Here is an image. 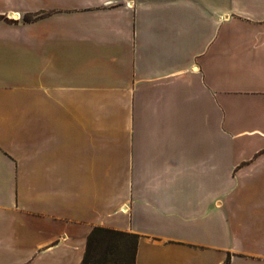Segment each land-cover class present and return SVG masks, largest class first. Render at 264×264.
<instances>
[{"label": "crops", "instance_id": "crops-1", "mask_svg": "<svg viewBox=\"0 0 264 264\" xmlns=\"http://www.w3.org/2000/svg\"><path fill=\"white\" fill-rule=\"evenodd\" d=\"M95 226L264 264V0H0V264Z\"/></svg>", "mask_w": 264, "mask_h": 264}, {"label": "trees", "instance_id": "trees-1", "mask_svg": "<svg viewBox=\"0 0 264 264\" xmlns=\"http://www.w3.org/2000/svg\"><path fill=\"white\" fill-rule=\"evenodd\" d=\"M137 244V234L95 226L87 236L80 264H136Z\"/></svg>", "mask_w": 264, "mask_h": 264}, {"label": "bare ground", "instance_id": "bare-ground-1", "mask_svg": "<svg viewBox=\"0 0 264 264\" xmlns=\"http://www.w3.org/2000/svg\"><path fill=\"white\" fill-rule=\"evenodd\" d=\"M12 17H14V18H17L19 15L18 14H16V13H12V14H10Z\"/></svg>", "mask_w": 264, "mask_h": 264}, {"label": "rangeland", "instance_id": "rangeland-1", "mask_svg": "<svg viewBox=\"0 0 264 264\" xmlns=\"http://www.w3.org/2000/svg\"><path fill=\"white\" fill-rule=\"evenodd\" d=\"M10 18V17H9Z\"/></svg>", "mask_w": 264, "mask_h": 264}]
</instances>
